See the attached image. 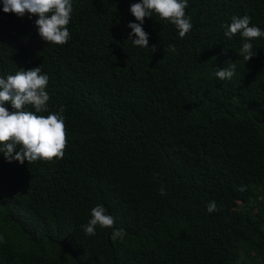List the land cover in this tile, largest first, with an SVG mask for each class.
Instances as JSON below:
<instances>
[{
    "label": "trees",
    "instance_id": "trees-1",
    "mask_svg": "<svg viewBox=\"0 0 264 264\" xmlns=\"http://www.w3.org/2000/svg\"><path fill=\"white\" fill-rule=\"evenodd\" d=\"M71 2L70 39L55 45L0 0V78L41 67L37 115L61 114L67 133L61 159L0 153V264H264V37L245 62L244 38L224 35L233 16L264 30V0H187L183 38L146 17L155 53L129 39L141 0ZM97 204L114 227L89 236Z\"/></svg>",
    "mask_w": 264,
    "mask_h": 264
},
{
    "label": "clouds",
    "instance_id": "clouds-1",
    "mask_svg": "<svg viewBox=\"0 0 264 264\" xmlns=\"http://www.w3.org/2000/svg\"><path fill=\"white\" fill-rule=\"evenodd\" d=\"M3 12L14 13L23 17L26 13L29 18L38 17L35 24L39 35L47 43L64 45L70 39L68 25L73 12L71 0H2ZM187 0H141L130 7L131 14L138 23H129L132 30L129 39L133 45L147 48L150 53L158 50V45L149 46V34L143 29L145 18H152L153 14L160 19L169 21L174 25L181 38L190 33L193 25L191 17L186 16ZM251 17L233 16L231 23L225 25L227 29L224 35L228 39L240 34L245 42L240 50V55L245 62L251 60L256 52H253V43L257 38L264 37V30L251 25ZM135 36L136 39H132ZM128 39V40H129ZM170 51L175 52L174 46H169ZM227 67L217 68L216 77L223 80H231L236 71V65L228 62ZM49 82L47 74H42L41 67L31 70L19 69L14 75L0 78V153L11 162L18 161L23 164L38 160L52 161L61 159L67 147V133L64 117L61 114H49L46 117L37 113L47 112V104L50 96L46 91ZM5 103H10L15 110L9 112ZM32 106L33 111H27L26 107ZM64 108H60L63 113ZM18 149V150H17ZM15 153V155H13ZM240 191L244 190L241 186ZM163 185L160 195H166ZM215 201L207 205V211H218ZM97 226L113 228L114 217L107 214L105 207L97 204L91 210V219L84 227V232L93 236ZM123 229H114L111 238L115 241L123 239Z\"/></svg>",
    "mask_w": 264,
    "mask_h": 264
}]
</instances>
